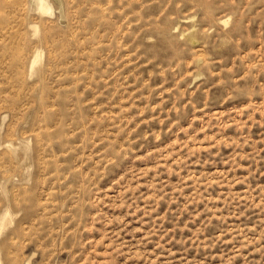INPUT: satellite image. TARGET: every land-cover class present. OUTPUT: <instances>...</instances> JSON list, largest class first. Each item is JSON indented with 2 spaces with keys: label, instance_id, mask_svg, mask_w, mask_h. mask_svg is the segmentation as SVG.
<instances>
[{
  "label": "rangeland",
  "instance_id": "374dc122",
  "mask_svg": "<svg viewBox=\"0 0 264 264\" xmlns=\"http://www.w3.org/2000/svg\"><path fill=\"white\" fill-rule=\"evenodd\" d=\"M47 1L0 0L2 264H264V0Z\"/></svg>",
  "mask_w": 264,
  "mask_h": 264
},
{
  "label": "bare ground",
  "instance_id": "6f19581e",
  "mask_svg": "<svg viewBox=\"0 0 264 264\" xmlns=\"http://www.w3.org/2000/svg\"><path fill=\"white\" fill-rule=\"evenodd\" d=\"M33 1V3L37 6V8L41 11V12H45V13H51V10H52V7H51V5L48 3V1L47 0H32ZM221 20V19H220ZM226 21H227V19L226 18H223L222 19V22H224V23H226ZM36 54H34V56H33V58H32V60H31V64H30V66H33L35 63H36V61H37V59H38V57L41 55V50L38 52H35ZM5 213V212H4ZM8 214V212L6 211V213H5V215L0 219V232H1V230H2V227H3V225H4V218H5V216ZM0 264H2V262H1V259H0Z\"/></svg>",
  "mask_w": 264,
  "mask_h": 264
}]
</instances>
